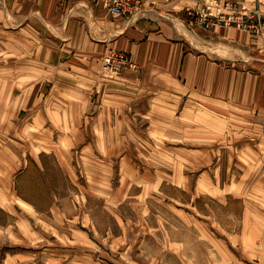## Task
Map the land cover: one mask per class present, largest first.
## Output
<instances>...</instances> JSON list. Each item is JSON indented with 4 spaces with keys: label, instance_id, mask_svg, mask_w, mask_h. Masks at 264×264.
Instances as JSON below:
<instances>
[{
    "label": "rangeland",
    "instance_id": "374dc122",
    "mask_svg": "<svg viewBox=\"0 0 264 264\" xmlns=\"http://www.w3.org/2000/svg\"><path fill=\"white\" fill-rule=\"evenodd\" d=\"M207 3L222 7L213 11L225 18L241 15L230 12L228 4L241 5L249 15L241 26L227 21L207 29L201 24L203 39L223 42L217 57H231L235 50L218 37L220 30L247 33L264 46V28L257 29L252 16L258 11L264 14L260 7L264 0H188L186 25L192 20L186 10H200ZM184 30L188 40L195 38L191 29ZM134 91L118 90L124 97L118 100L123 113L117 117L116 131L92 134L100 147L76 146L71 152L82 173L78 184L101 193L90 194L79 215L64 204L68 221L83 224L78 228L70 222V229L79 230L84 240L73 238L69 230L71 240L61 242L54 237L55 229L60 234V216L36 213L13 196L16 186L17 193L45 209L43 181L38 175H26L19 183L0 182L6 190L11 188L5 199L8 206L0 208L3 252L23 253L20 264H264V107H220L183 93L171 95L178 93L177 88L162 77ZM25 107L21 119L27 114ZM6 111L12 113L11 108ZM20 134L24 143L28 135L23 130ZM5 135V140L14 136ZM85 138L82 132H37L38 141L55 148L61 142L70 149L65 148L68 142ZM5 147L6 152L11 149ZM47 161L55 173L49 181L61 186L58 168L52 158ZM51 251L56 256L48 257Z\"/></svg>",
    "mask_w": 264,
    "mask_h": 264
},
{
    "label": "crops",
    "instance_id": "0c3cea01",
    "mask_svg": "<svg viewBox=\"0 0 264 264\" xmlns=\"http://www.w3.org/2000/svg\"><path fill=\"white\" fill-rule=\"evenodd\" d=\"M146 4L138 14L113 17L104 0H0V182L15 179L19 183L26 175H38L48 198L45 209L17 193L16 186L13 196L36 213L60 216V234L55 229L54 237L61 242L71 240L70 228L83 226L68 221L64 204L74 207L79 215L90 194H101L99 189L78 184L82 173H78L71 152L76 146L100 147V140L92 138L95 132L116 131L117 117L123 113L118 100L124 98L118 90L138 93L154 83V78L162 77L177 88L178 93L171 95L181 97L183 93L220 107H264V68L260 63L264 46L260 40L235 29L220 30L218 37L235 50L231 57H217L223 42L203 39L201 24L193 19L186 25L183 16L188 0ZM184 27L191 29L195 38L184 37ZM110 50L129 56L134 67L116 75L104 74L102 59ZM22 106L28 107L24 119L20 117ZM21 130L28 135L24 143L20 142ZM56 131L82 132L86 138L73 139L71 145L68 142L65 148L70 149H64L61 142L58 148L49 147L50 143L37 139V132ZM6 133L14 136L5 140ZM5 146L11 149L6 152ZM48 158L58 168L61 186L49 181V175L55 173ZM10 194L11 188L0 186L1 209L8 206L5 199ZM4 228L0 224V244ZM73 232L78 241L84 238L79 230ZM47 254L56 256L53 251ZM24 256L0 248V264H20Z\"/></svg>",
    "mask_w": 264,
    "mask_h": 264
},
{
    "label": "built area",
    "instance_id": "2783aa9c",
    "mask_svg": "<svg viewBox=\"0 0 264 264\" xmlns=\"http://www.w3.org/2000/svg\"><path fill=\"white\" fill-rule=\"evenodd\" d=\"M157 1L158 0H104V7L108 9L110 15H112L113 17H126L140 13L146 3V5L150 6ZM227 7L229 8L230 12L233 13L240 11V17L234 20L233 16L225 18L224 13H221L220 11H218V13H214V8H222L218 4L216 5V3H207L202 8L200 7V10H196L195 8H188L186 12L193 19V21L202 24L207 29H211L214 25L227 21L230 23H233L232 21H234L239 26H241V23H243L245 16L249 18V15L243 12V10L245 9L241 7V5L238 6L228 4ZM252 16L256 18L255 20L258 22L255 27L257 29H263L264 14L258 11L257 13H255V15ZM214 19H216L215 22L213 21ZM126 67H134V63L131 61L129 56L122 52L110 50L103 56L102 71L107 75H116Z\"/></svg>",
    "mask_w": 264,
    "mask_h": 264
}]
</instances>
